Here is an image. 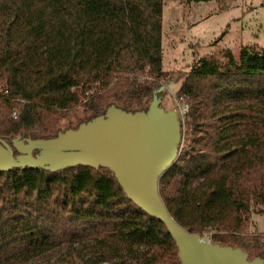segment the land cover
Wrapping results in <instances>:
<instances>
[{"label": "trees", "instance_id": "trees-1", "mask_svg": "<svg viewBox=\"0 0 264 264\" xmlns=\"http://www.w3.org/2000/svg\"><path fill=\"white\" fill-rule=\"evenodd\" d=\"M162 9V0H0V136H54L79 103L83 121L111 103L146 109L162 81L180 80L188 142L159 177L161 198L189 232L212 229L211 241L264 259V235L240 234L252 205L264 212V50L164 71ZM179 263L164 224L108 168L0 170V264Z\"/></svg>", "mask_w": 264, "mask_h": 264}, {"label": "water", "instance_id": "water-1", "mask_svg": "<svg viewBox=\"0 0 264 264\" xmlns=\"http://www.w3.org/2000/svg\"><path fill=\"white\" fill-rule=\"evenodd\" d=\"M142 65H140V68ZM153 90L146 109L125 110L114 103L76 127L57 130L51 137L0 138V170L13 167L57 171L74 165L108 168L124 194L151 217L160 220L177 248L179 264H264L249 258L239 246L205 240L189 232L168 212L159 193L161 174L175 161L181 141V120L174 109L160 105ZM33 150H37L32 154Z\"/></svg>", "mask_w": 264, "mask_h": 264}, {"label": "rangeland", "instance_id": "rangeland-1", "mask_svg": "<svg viewBox=\"0 0 264 264\" xmlns=\"http://www.w3.org/2000/svg\"><path fill=\"white\" fill-rule=\"evenodd\" d=\"M162 1L161 53L164 71L175 72V75L187 73L200 58L212 59L222 64L227 59L226 51H230L237 59L241 47L252 51L264 50V0ZM137 78L140 81L149 78L146 69L138 72ZM162 84L164 88L161 90L160 105L179 113L180 109L185 111L184 115L179 116L182 133L179 155L181 148L188 142L186 122L189 120L187 112L190 102L176 94L180 80L162 81L160 85ZM91 92L85 91L84 96ZM84 100L85 97L82 98ZM14 102L16 104L12 109H16L18 114L19 104ZM88 114L82 103L74 105L67 118L58 120L56 128L63 130L73 127ZM213 232L214 230L207 229L204 237L211 238ZM240 234L264 235V212L260 211L259 206L252 205L249 218Z\"/></svg>", "mask_w": 264, "mask_h": 264}, {"label": "flooded vegetation", "instance_id": "flooded-vegetation-1", "mask_svg": "<svg viewBox=\"0 0 264 264\" xmlns=\"http://www.w3.org/2000/svg\"><path fill=\"white\" fill-rule=\"evenodd\" d=\"M29 135H22V134H17L15 136H7V137H2L0 136L1 139H3L4 141H6L11 147H12V151H13V155L18 154L17 150L12 146V139L15 137H19V139H23L24 137H27ZM31 137V136H29ZM37 150H33L32 154H34Z\"/></svg>", "mask_w": 264, "mask_h": 264}, {"label": "built area", "instance_id": "built-area-1", "mask_svg": "<svg viewBox=\"0 0 264 264\" xmlns=\"http://www.w3.org/2000/svg\"><path fill=\"white\" fill-rule=\"evenodd\" d=\"M6 93H7V90L6 89H4V90L0 89V95L6 94ZM183 111H184V109L183 110L180 109V113L177 112L178 116H181V114L184 115L183 114ZM184 113H185V111H184ZM11 115H12V117L16 118V116H17L16 109H12ZM204 239L207 240V241H211V238H209V237H204Z\"/></svg>", "mask_w": 264, "mask_h": 264}]
</instances>
